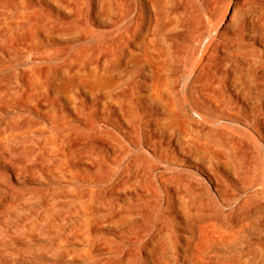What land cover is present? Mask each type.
<instances>
[{"label": "bare ground", "instance_id": "6f19581e", "mask_svg": "<svg viewBox=\"0 0 264 264\" xmlns=\"http://www.w3.org/2000/svg\"><path fill=\"white\" fill-rule=\"evenodd\" d=\"M36 1L0 0V90L28 112L17 134L55 130L34 176L78 197L88 261L264 264V159L239 158L223 130L244 124L264 140V0L227 19L192 0H56L64 25L34 16ZM20 20L34 22L22 38ZM55 37L85 45L19 81L11 50ZM1 180L13 188L2 169Z\"/></svg>", "mask_w": 264, "mask_h": 264}, {"label": "rangeland", "instance_id": "374dc122", "mask_svg": "<svg viewBox=\"0 0 264 264\" xmlns=\"http://www.w3.org/2000/svg\"><path fill=\"white\" fill-rule=\"evenodd\" d=\"M55 1L40 0L41 5L36 1L33 15L39 16L41 13V16H46L45 19L53 24H66L69 20L68 11L55 4ZM192 1L210 13L223 16L225 12V19L234 9L238 12L245 11L250 2V0ZM20 22L24 23L25 27L19 31L22 33L18 36L22 38L24 34L32 31L34 22L31 20L32 24L26 21L28 25L22 20ZM102 24L94 25V29L103 34L101 38L107 39L109 37L107 27ZM45 38H43L45 47L13 49L10 56L5 54L10 62V71L13 74L17 73L19 81L20 74L24 71L35 72L68 62L70 55L85 45V42L77 39L55 37L54 43L53 38L49 41ZM14 41L16 39L12 37L11 42ZM97 51L103 52L102 49ZM2 60L4 59L0 58V70L3 68ZM4 78L1 75L0 82ZM15 99L16 96L12 93H3L0 90V169L6 172L7 179L13 186L7 189L3 180L0 181V187L7 189L0 191V257L9 261V264H91L84 250L85 240L74 233L78 215L73 212L72 206L78 205V197L73 193L54 195L50 188L52 185L47 182L49 178L45 174L42 179L34 176L36 171H41L39 167L49 160L53 153L49 148V141L55 130L49 123L43 122L35 124L26 134H17L15 128L28 112L18 107ZM191 109L189 108V113L198 117ZM231 124L226 123L223 130L231 131L224 133L233 134L232 136L238 138L236 146L233 145L237 149V156L241 154L243 159L252 156L262 161L264 140L260 139L251 126L244 124L241 126L232 122ZM241 156L239 158H242ZM98 256L100 262L108 263L113 254L101 253Z\"/></svg>", "mask_w": 264, "mask_h": 264}]
</instances>
